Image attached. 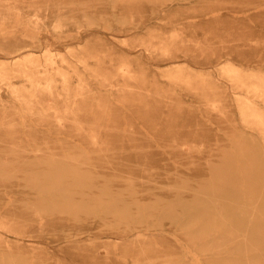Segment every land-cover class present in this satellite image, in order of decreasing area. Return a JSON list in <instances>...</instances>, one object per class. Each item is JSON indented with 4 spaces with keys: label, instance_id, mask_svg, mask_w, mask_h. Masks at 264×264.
I'll list each match as a JSON object with an SVG mask.
<instances>
[{
    "label": "rangeland",
    "instance_id": "obj_1",
    "mask_svg": "<svg viewBox=\"0 0 264 264\" xmlns=\"http://www.w3.org/2000/svg\"><path fill=\"white\" fill-rule=\"evenodd\" d=\"M0 264H264V0H0Z\"/></svg>",
    "mask_w": 264,
    "mask_h": 264
},
{
    "label": "bare ground",
    "instance_id": "obj_2",
    "mask_svg": "<svg viewBox=\"0 0 264 264\" xmlns=\"http://www.w3.org/2000/svg\"><path fill=\"white\" fill-rule=\"evenodd\" d=\"M97 142V141H96Z\"/></svg>",
    "mask_w": 264,
    "mask_h": 264
}]
</instances>
